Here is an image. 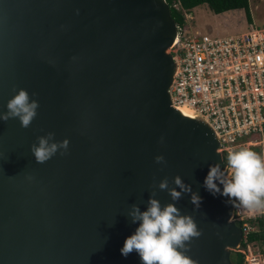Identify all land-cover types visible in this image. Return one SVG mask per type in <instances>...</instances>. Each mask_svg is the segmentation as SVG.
<instances>
[{"label":"water","instance_id":"water-1","mask_svg":"<svg viewBox=\"0 0 264 264\" xmlns=\"http://www.w3.org/2000/svg\"><path fill=\"white\" fill-rule=\"evenodd\" d=\"M177 35L167 0H0V113L20 88L39 101L27 128L0 120V264H141L120 251L129 211L153 191L173 202L158 184L176 175L202 197L176 202L201 230L189 256L235 264V203L203 186L209 164L225 166L221 140L172 105ZM41 136L68 148L38 163Z\"/></svg>","mask_w":264,"mask_h":264},{"label":"built area","instance_id":"built-area-1","mask_svg":"<svg viewBox=\"0 0 264 264\" xmlns=\"http://www.w3.org/2000/svg\"><path fill=\"white\" fill-rule=\"evenodd\" d=\"M174 7L180 9V1H175ZM170 51L177 62L170 90L173 105L208 122L224 152L247 145L263 147L264 26L220 36L178 25ZM262 209L255 208L252 215ZM239 215L237 220L247 219L244 212ZM251 231L254 227L246 221L245 238ZM242 248L244 251L238 250L247 253V264H264L263 251L250 242Z\"/></svg>","mask_w":264,"mask_h":264},{"label":"clouds","instance_id":"clouds-1","mask_svg":"<svg viewBox=\"0 0 264 264\" xmlns=\"http://www.w3.org/2000/svg\"><path fill=\"white\" fill-rule=\"evenodd\" d=\"M173 7L174 5L171 6V8ZM181 9L186 18V23L183 25L188 27V20L193 18L192 11L183 7L177 10ZM178 25L182 24L177 22V27ZM6 107L7 111L0 113V120L7 121L10 118H18L21 126L27 128L38 114L39 101L32 99L27 89L20 88L8 100ZM52 135L54 134L49 133L48 137ZM48 137H39V144L32 146V152L38 163L50 159L59 148H68L69 140L67 138L49 144ZM219 151L222 150L219 148ZM224 153L226 156L223 157V160L226 163L223 168L219 163L209 164V170L203 181L204 188L213 196L220 195L227 198L226 203L232 204L233 201H237L240 204L239 206L235 205L236 210L232 219L238 224L236 215H239V213L236 212L241 207L253 209L252 212L255 208L256 210L257 208H263L256 216L252 215L250 218L262 215L264 217V155L253 151L248 146L230 149ZM155 160L157 163H163L165 157L162 154L157 155ZM173 183L175 187H169V180L164 178L158 184L160 190L168 191L173 202L162 205L155 191H153L144 210H141L139 205L132 206L129 215L132 222L138 226L125 239L120 249L123 256L127 257L135 251L141 264H196L194 259L189 256L187 248L189 246L188 242L201 235V230L194 216L191 213H182V209L177 206L176 202L181 199L183 194L190 193L191 203L195 209H199L202 197L198 192H194L191 184L186 183L180 175L175 176ZM240 221L245 223L249 220L242 219ZM244 223L243 225L239 224L243 227V236ZM249 236L250 233L247 238L244 236L239 248L247 246ZM244 243L245 245H243ZM239 248L232 250V252L242 253L238 250ZM245 264H247L246 255Z\"/></svg>","mask_w":264,"mask_h":264},{"label":"rangeland","instance_id":"rangeland-1","mask_svg":"<svg viewBox=\"0 0 264 264\" xmlns=\"http://www.w3.org/2000/svg\"><path fill=\"white\" fill-rule=\"evenodd\" d=\"M250 8L252 12L253 21L250 23L247 19V14L245 10H236V11H228L221 14H215L208 5H201L192 10L193 18L188 20V29L190 31L200 30L203 33H211L214 35L220 36H228L235 33L244 32L251 27H260L264 25V0H250ZM244 140L247 137L243 138ZM258 145V144H256ZM256 145H247L253 151L264 155V145L256 146ZM239 148V147H238ZM260 208H257V210ZM253 209H248L241 207L238 209L236 213L244 212L246 218L255 214L256 211ZM238 216L242 215H236ZM263 216V215H262ZM245 221V220H244ZM243 221V222H244ZM238 222H242L238 220ZM254 232L257 231V227L254 226ZM253 230V228H252ZM250 244H252L250 242ZM255 248V247H254ZM244 251V248H241ZM256 249V248H255ZM247 258V253H246Z\"/></svg>","mask_w":264,"mask_h":264},{"label":"trees","instance_id":"trees-1","mask_svg":"<svg viewBox=\"0 0 264 264\" xmlns=\"http://www.w3.org/2000/svg\"><path fill=\"white\" fill-rule=\"evenodd\" d=\"M175 1H180L183 8L192 11L194 8L201 5H208L209 8L215 14L225 13L231 10H245L247 14V19L250 23L253 21L252 12L250 8V0H168L171 6L174 5ZM172 13L174 18L180 24L186 23V18L184 13L181 10H177L175 7L172 8ZM264 26V25H263ZM260 26V27H263ZM236 206L240 204L237 201H234ZM252 226L257 227V231H251L248 241L251 242L256 250H261L264 252V217L259 216L256 218L248 219ZM244 222H239L240 225H243ZM245 245V243L243 244ZM232 259L235 264H245V255L239 252H232Z\"/></svg>","mask_w":264,"mask_h":264},{"label":"bare ground","instance_id":"bare-ground-1","mask_svg":"<svg viewBox=\"0 0 264 264\" xmlns=\"http://www.w3.org/2000/svg\"><path fill=\"white\" fill-rule=\"evenodd\" d=\"M182 112L185 114V115H187V116H191V113L190 112H188L187 110H185V109H182Z\"/></svg>","mask_w":264,"mask_h":264},{"label":"crops","instance_id":"crops-1","mask_svg":"<svg viewBox=\"0 0 264 264\" xmlns=\"http://www.w3.org/2000/svg\"><path fill=\"white\" fill-rule=\"evenodd\" d=\"M237 10V9H236ZM236 10H234V11H236ZM233 11V10H232Z\"/></svg>","mask_w":264,"mask_h":264}]
</instances>
